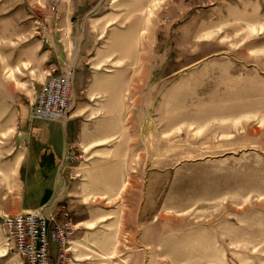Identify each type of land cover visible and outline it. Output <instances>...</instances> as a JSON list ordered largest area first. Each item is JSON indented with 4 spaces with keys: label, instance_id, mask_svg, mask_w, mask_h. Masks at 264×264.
Wrapping results in <instances>:
<instances>
[{
    "label": "rangeland",
    "instance_id": "374dc122",
    "mask_svg": "<svg viewBox=\"0 0 264 264\" xmlns=\"http://www.w3.org/2000/svg\"><path fill=\"white\" fill-rule=\"evenodd\" d=\"M147 14L114 108L136 217L121 264H264V0H150ZM54 34L75 60L87 36L100 47V0H0V132L34 120ZM0 264H24L1 221Z\"/></svg>",
    "mask_w": 264,
    "mask_h": 264
},
{
    "label": "crops",
    "instance_id": "0c3cea01",
    "mask_svg": "<svg viewBox=\"0 0 264 264\" xmlns=\"http://www.w3.org/2000/svg\"><path fill=\"white\" fill-rule=\"evenodd\" d=\"M149 1L100 0V47L87 36L85 58L67 54L54 34L48 49L54 66H76L74 109L65 122L15 116L11 130L0 132V217L63 198L77 224L70 264H121L135 234L131 219L136 217L122 205L128 202L121 186L129 158L114 108L122 105V93L136 75V43L146 27L151 33ZM56 24L62 27L60 21ZM74 141L85 149L86 161L62 172L65 145Z\"/></svg>",
    "mask_w": 264,
    "mask_h": 264
},
{
    "label": "built area",
    "instance_id": "2783aa9c",
    "mask_svg": "<svg viewBox=\"0 0 264 264\" xmlns=\"http://www.w3.org/2000/svg\"><path fill=\"white\" fill-rule=\"evenodd\" d=\"M54 13L57 8L52 7ZM60 18V17H59ZM49 25H43L39 34L45 44L51 43ZM76 66H54L50 75L31 102L32 119L65 122L76 104ZM86 161V153L80 142H67L60 169ZM1 224L9 245L21 256L24 264H70L72 243L77 224L64 199H52L30 211L14 215H2Z\"/></svg>",
    "mask_w": 264,
    "mask_h": 264
},
{
    "label": "bare ground",
    "instance_id": "6f19581e",
    "mask_svg": "<svg viewBox=\"0 0 264 264\" xmlns=\"http://www.w3.org/2000/svg\"><path fill=\"white\" fill-rule=\"evenodd\" d=\"M80 45V44H79ZM76 52L79 53V48L76 49Z\"/></svg>",
    "mask_w": 264,
    "mask_h": 264
}]
</instances>
